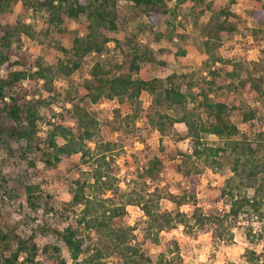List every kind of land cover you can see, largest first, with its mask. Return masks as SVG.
<instances>
[{
  "label": "rangeland",
  "instance_id": "1",
  "mask_svg": "<svg viewBox=\"0 0 264 264\" xmlns=\"http://www.w3.org/2000/svg\"><path fill=\"white\" fill-rule=\"evenodd\" d=\"M208 3L209 6H206ZM260 4V0H235L231 3L228 0L199 1L196 5H205L206 8L195 23L192 1L187 0L179 4L175 17L166 16L160 25L164 34L155 38L147 26L145 12L132 0H117V27L107 30L111 38L106 42L105 49L101 53H87L69 75L58 70L57 62L71 57L68 49L73 37L84 33V12L68 19L64 28L58 29L48 25L44 8L32 6L25 0H10L4 9H0V30L6 29L12 33V45L19 53L38 55L45 65H52V84L55 88L48 91L39 85L35 96L43 99L39 105L41 118L37 120V132L28 148L25 147V138L17 139L0 132V230L7 233L5 240H0V253L9 254L18 238L33 236L37 243L34 264H53V245L60 247L59 252L66 264H76L58 234V230L80 208V205L69 203V177L73 174L93 181L91 177L96 155L92 154L97 150L96 140H108L113 144L105 152L107 171L113 181L112 187H117V190L108 189L100 192V195L112 196L116 204H124L125 212L114 217V224L132 225V241L139 244L152 259H156L161 252L169 259L178 250L181 259L171 260L172 264H250L245 256L246 249L250 248L258 254V264H264V204L261 213L247 211L226 220L232 230V238L228 241L213 240L210 231L195 225L189 228L182 223L161 230L158 242L145 239L144 212L140 205L128 203L126 199L134 187L137 190L145 188L146 191L155 190L156 194L161 195L159 203L162 208L176 209L168 193H181L189 184L188 176L183 172L186 164L180 154V149L186 147L189 139L187 128L184 122L175 121L160 132L153 126L151 119L157 116V111L177 116L181 110L174 105L153 102L154 94L143 90L138 97L136 116L134 119L125 118L116 110L118 103L115 98L101 97L92 102L83 87V83L91 77L90 71L96 61L107 66L108 56L121 61L133 48H138L148 52L150 58L141 61L135 75L143 78L160 77L162 80L156 83L160 90L166 84L167 74L174 71L183 73L184 76L179 79L182 88L188 90V83L191 82V91L195 96L188 98V107H195L204 118H209L196 106L200 90L210 85L208 80L213 77L209 70L219 68L222 78L228 83L230 77L225 76L226 71L237 68L241 78L249 77L245 87L220 86L218 79L214 78L217 80L211 84L209 95L213 99H224L229 105L236 104L238 108L231 114V119L239 126L236 136L246 134L254 137L258 131H264V26L251 19L247 10ZM222 7H229L241 15V19L235 29L221 33L223 61L208 63L203 48L204 27L210 19L214 20L218 16L216 12ZM22 22L29 23L35 31L32 38L23 32L14 31ZM168 34L172 37L168 38ZM253 41L256 43L251 44ZM14 58L12 56L0 64V77H5L9 68L20 67L9 65ZM235 63H239L238 67ZM233 80L238 81V76H234ZM22 83L28 86L27 79ZM74 104L84 105L98 120L99 133L92 140H83L85 147H89L92 153L83 156L81 151L73 152L55 166L49 165L44 161L43 151L51 149L48 145L51 127L55 123H62L73 133H79L72 113ZM248 108L255 110L253 116L244 115ZM206 137L221 145L224 141L212 133ZM55 139L59 143L63 142L59 135ZM154 152L161 162L155 176L146 177L142 184L137 181L139 173L148 165L149 157ZM215 157L216 160L211 164L201 157L193 158L199 169L196 172L194 166H190L191 173H196L198 177L196 193L193 200L180 205L184 212L190 214L195 206L204 212L222 213L228 210L230 197H220V189L225 177L231 174L230 164L226 152L222 151ZM28 184L34 190L29 196L25 188ZM86 189L99 192V188L92 185L86 186ZM79 230L91 246L101 244L104 253L108 252L106 239L100 238L93 229L87 230L81 225ZM173 240L178 245L177 250ZM170 248L174 250L170 251ZM22 256L21 253L19 260ZM109 259L108 264H112ZM25 264H29V261H25Z\"/></svg>",
  "mask_w": 264,
  "mask_h": 264
},
{
  "label": "trees",
  "instance_id": "2",
  "mask_svg": "<svg viewBox=\"0 0 264 264\" xmlns=\"http://www.w3.org/2000/svg\"><path fill=\"white\" fill-rule=\"evenodd\" d=\"M25 1L32 6L44 8L48 25L56 26L58 29L64 28L68 19L77 17L81 12L85 13L84 33L75 35L68 49L71 57H68L66 61L57 62L58 70L64 75L71 74L87 53L91 51L101 53L106 47V42L111 38L107 30L117 27V0ZM132 1L145 12L148 17L147 26L154 33V37L160 38L164 34L160 29L161 23L168 14L175 17L179 4L187 0ZM191 1L193 20L197 23L199 15L206 7L196 5L197 2L204 0ZM228 1L231 3L235 0ZM260 1L261 4L248 9L247 14L257 24L264 26V0ZM9 2L10 0H0V9H4ZM207 5L209 6V3ZM216 13L218 16L214 20L210 19L204 27L203 48L208 63L223 61L220 47L222 45L221 33L235 29L238 20L241 19V15L230 10L229 7H222ZM14 31L23 32L30 38L35 35L29 23H20ZM11 36L10 31L0 30V64L15 56L9 65L20 66L9 68L6 76L0 77V132L17 139L25 138V147L28 148L37 132V120L41 118L39 105L43 99L35 96L39 85L48 91L55 90L52 84V65H45L38 55L19 53L12 45ZM171 37L172 35L168 34V38ZM255 43L256 41H253L251 44ZM68 50L65 48V51ZM148 58H150L148 52L138 48H133L121 61L110 55L107 57V66L100 61L92 65L91 77L83 83L85 94L90 101L96 102L101 97L115 98L118 103L116 110L125 118L134 119L136 116L138 97L143 90L154 94L153 102L167 103L181 110L177 116L157 111V116L151 119L153 126L160 132L175 121L184 122L187 128L189 139L186 147L180 149V154L186 164L183 172L188 176L189 184L187 189L181 193H168L176 209L162 208L159 203L161 195L156 194L155 190L146 191L145 188L137 190L134 187L133 191L129 192L126 202L140 205L145 218L144 238L152 242H158L161 230L171 229L177 223H182L189 228L194 225L198 226L205 231H210L213 240L228 241L232 238V230L227 226L226 220L236 218L242 212L261 213L260 210L264 204V131H258L254 137L246 134L236 136L239 133V126L231 119V114L238 106L229 105L224 99L211 98L209 90L211 84L217 79L220 86L238 88L241 85L243 88L249 77L241 78L237 68H233L232 71L225 73V76L230 77L226 83L219 68L210 69L209 72L213 76L208 80L210 85L200 90V99L196 103V106L209 117L204 118L201 111L195 110V107H188V98L195 96L191 91V82L188 83V90L182 88L179 79L184 76L183 73L174 71L167 74L166 84L160 90L156 87L157 81L162 80L160 77L143 78L135 75L140 68L141 61ZM234 65L238 67L239 63ZM234 76H238V81L233 80ZM24 79H27L28 86L22 83ZM72 113L79 133H73L62 123H55L51 127L48 134V145L51 149L43 151L44 161L49 165L55 166L59 160L73 152L81 151L83 156L92 153L89 147H85L83 140H92L99 133L98 120L84 105L74 104ZM254 114L255 110L251 108L244 111L246 117ZM210 133L222 138L223 144L209 141L206 136ZM57 135L63 138V142H57L55 139ZM112 144L108 140H96L98 151L92 154L96 155L91 177L93 181L89 182L73 174L69 177L71 185L69 203L73 206L80 205V208L71 215L68 223L58 230L59 238L67 246L76 264H108L109 258L112 264H172L171 260L181 259L175 240L173 243L177 251L174 255L168 259L165 253L161 252L156 259H152L139 244L132 241V225L114 224V217L125 212L124 204H116L112 196L100 195V192L108 189H113L114 192L117 190V187H112L113 181L107 171V155L105 154L106 150L112 148ZM222 151L226 152L231 170V174L225 177L220 189V197L225 195L230 197L228 210L222 213L204 212L199 206H195L190 214L184 212L180 209V205L193 200L196 193L198 177L196 173H191L190 166H194L196 172H199V169L193 158L201 157L206 163L211 164L216 160L215 156ZM160 162V157L154 152L149 157L148 165L139 173L137 181L144 184L146 177L155 176ZM91 185L98 187L99 192L87 191L86 186ZM25 188L28 192L27 196L34 192L31 184L26 185ZM81 225L87 230L93 229L100 238L106 239L107 253H104L101 244L90 245L85 235H82L79 230ZM6 237L7 233L0 230V240L3 241ZM53 247L55 249L53 264H66L65 258L59 252L60 247L58 245H53ZM21 253L23 256L19 260ZM36 254L37 243L33 240V236L18 238L15 248L9 254L0 253V264H25V261L34 264ZM245 256L250 264H258V254L254 249L247 248Z\"/></svg>",
  "mask_w": 264,
  "mask_h": 264
}]
</instances>
